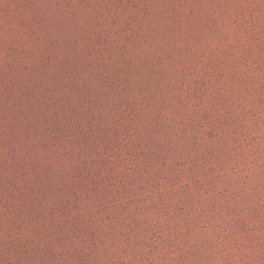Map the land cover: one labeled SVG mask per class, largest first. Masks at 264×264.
Listing matches in <instances>:
<instances>
[{"label":"rangeland","instance_id":"1","mask_svg":"<svg viewBox=\"0 0 264 264\" xmlns=\"http://www.w3.org/2000/svg\"><path fill=\"white\" fill-rule=\"evenodd\" d=\"M0 264H264V0H0Z\"/></svg>","mask_w":264,"mask_h":264}]
</instances>
